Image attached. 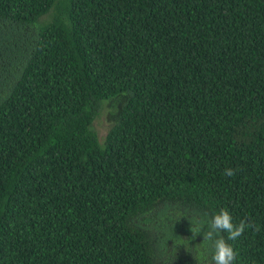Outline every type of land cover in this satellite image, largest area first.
Returning <instances> with one entry per match:
<instances>
[{
  "label": "trees",
  "instance_id": "1",
  "mask_svg": "<svg viewBox=\"0 0 264 264\" xmlns=\"http://www.w3.org/2000/svg\"><path fill=\"white\" fill-rule=\"evenodd\" d=\"M222 209L264 264V0H0V264H214Z\"/></svg>",
  "mask_w": 264,
  "mask_h": 264
},
{
  "label": "clouds",
  "instance_id": "2",
  "mask_svg": "<svg viewBox=\"0 0 264 264\" xmlns=\"http://www.w3.org/2000/svg\"><path fill=\"white\" fill-rule=\"evenodd\" d=\"M225 174L231 176L234 175V172L231 169H226ZM203 223V220H198L196 222V230L193 233H198ZM207 225L208 230L204 233V240L212 241L214 248L212 260L214 264H233L236 253L232 245L227 243L223 236L220 235L221 230L228 233V239L236 240L248 225L244 221H241L239 225H234L232 216L227 209H222L219 214L207 221Z\"/></svg>",
  "mask_w": 264,
  "mask_h": 264
},
{
  "label": "rangeland",
  "instance_id": "3",
  "mask_svg": "<svg viewBox=\"0 0 264 264\" xmlns=\"http://www.w3.org/2000/svg\"><path fill=\"white\" fill-rule=\"evenodd\" d=\"M110 124L109 116L105 109H99L97 115L91 123L92 129L95 131L97 137L101 140L105 135Z\"/></svg>",
  "mask_w": 264,
  "mask_h": 264
}]
</instances>
